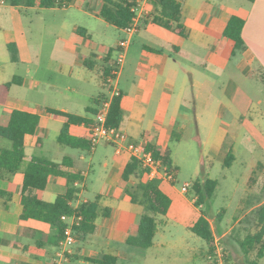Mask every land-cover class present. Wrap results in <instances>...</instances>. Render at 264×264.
<instances>
[{
    "label": "crops",
    "instance_id": "0c3cea01",
    "mask_svg": "<svg viewBox=\"0 0 264 264\" xmlns=\"http://www.w3.org/2000/svg\"><path fill=\"white\" fill-rule=\"evenodd\" d=\"M76 1L78 0H74L72 4L65 8L54 9L10 7L19 14L29 17L33 14H41L43 10L50 12L68 10ZM82 1L86 2L87 8L93 3L94 10L87 9V15L95 20L96 25L102 26V33L97 36L100 41L95 42V31L75 25V36L84 40L82 42L75 41V43L72 41L62 43L60 39H64V36L61 35V29L57 35V45L52 50L51 63L55 64V71H58L57 67H59L60 73L65 77H72L74 69H79L82 72L84 69L98 71L97 86L100 90L90 96L91 101L84 107L85 115L70 111L66 105L60 107L40 106L36 108L27 99L19 101V103L11 102L9 94L14 87L26 85L25 77L20 75L13 76L11 81L15 77H19L22 80L21 84L12 85L8 93L0 91V106H6V108L10 109V113L13 110H20L40 116L41 121L37 135L32 136L34 140L31 142H28L30 137L27 138V160L36 156L29 153V149L33 151L36 147L55 152L57 159L43 158L57 163H62L66 159L70 160L71 164L64 166L63 169L80 177V180L77 181L80 185L76 186L79 188L78 199L73 202L76 208L80 207L82 203L91 201L88 198H84V195L89 190V180L95 170V161H98L100 166L108 170L103 182L104 186L99 187L100 189H98L94 200H98L100 205V215L96 220L97 229L93 234H87L82 237L79 235L78 239L80 245L85 244L91 246L92 249L82 251L83 249L80 246L76 247L70 264L93 263L87 261L86 258H99L103 255L116 257L119 264H128L134 259H146L149 250L165 245L163 240H157L160 230L166 235L167 229L171 226H180L193 233L192 227L206 213L204 212L205 206L197 207V197H194L193 193L182 192V188L179 190L176 187V180L173 183L157 179L159 180L160 189L171 198L172 205L167 215L157 217V232L152 247L143 249L130 245L127 240L136 232L144 211L141 205L132 202L131 197L120 184L122 174L131 156L128 153L117 155L114 146L106 143H101L92 151L91 147L89 150H80L58 142L67 118L65 116H54L48 113L47 109L83 117L87 122L93 123L94 114L88 112V109L97 110L98 107L94 103L95 100L102 95H106L104 85L105 71L115 61L114 56L117 55L119 42L127 37L124 30L108 24L100 17L99 14L105 0ZM177 1L183 3L182 17L187 37H180L163 27L151 23V16L144 17L140 31L133 37L127 50L125 64L118 79L119 87L124 95L122 108L125 113L120 129L126 132L134 141H145L148 145L159 148H169V142L176 134H183L191 128L193 123L198 125L199 119L196 115L198 106L195 107L196 114H193L187 107V99L190 96L189 88H192L194 94L196 88H208V93H210V87L213 82L207 78L205 73L217 70L226 71L230 62L233 61L231 54L234 43L223 36V29L233 16H238L245 21L242 35L248 49L239 58L241 60L240 64L248 63V71L250 72L255 68L264 69V0L249 1L252 3V8L241 4L237 0ZM5 5L6 3L1 0L0 9ZM148 8L152 15V5L150 4ZM79 28L85 29L86 33H78L77 30ZM116 31L117 33L120 32V34H117ZM117 35L118 39L114 41V36L116 37ZM17 36V33L14 32L9 39L10 41H6L7 53L10 54L8 50L9 44H16L18 49L19 61L14 62L10 54L11 62L14 64H25L27 62L29 66L35 68L36 64L34 66V62L39 60V55L34 51L33 61L25 60L23 57L24 47ZM255 36L261 37L263 46L261 44H258L257 48L254 46ZM147 47L158 50V53L147 50ZM27 50L33 53L32 48ZM177 57L187 59L191 64L183 67ZM196 64L203 68L204 72L198 71L194 67ZM240 64L237 66L239 67ZM31 71L32 69L29 72ZM34 72H41L40 65L34 69ZM124 78L125 83H122ZM8 82L1 83L0 87ZM261 85L258 86L261 87L260 92L263 93L264 86ZM63 87L64 85H52L51 90L59 94H63L64 91H73L71 85L64 87L62 90ZM239 90V87H236L234 95L229 98V108L223 106V110L211 112L209 107L210 113L207 117V123H204L206 132L209 135L216 134L219 136L217 143L219 146L216 145L217 147L214 148L216 156H219L218 158L222 157L226 160L230 152L235 157V145L231 143L233 140L228 138L234 132L239 134V132L242 133L243 131L247 132L250 138H254L255 143L259 145L258 149L264 157V98L256 101L248 96L242 97ZM33 91L38 94L42 93L40 86L33 87ZM206 94L203 99L209 100L211 97H207ZM194 101L195 105H197L196 98ZM234 105L236 106L235 109H233ZM10 113L2 116H8ZM194 117L195 122L193 120ZM225 120L227 121L225 122ZM87 131H90V127H87V123L84 122L79 127L72 129V135L81 137ZM11 145L10 141L0 139V147L11 148ZM110 146L114 149L113 156L110 155ZM65 147L77 150V152H67V150H64ZM235 160L236 157L231 161L230 166L226 168H230ZM255 168L258 173L256 171L252 172L246 181L247 185L255 190V202H252L253 204L249 205L247 209H243L241 216L234 219L231 226H227L225 231H222L216 223L218 218L210 217V214L206 213L215 237H217L218 232L219 236L225 240V237L229 234L237 232L239 233L238 236L240 235L244 239L247 235L256 233L258 230L259 213L261 207L264 206V163L258 162ZM203 170L206 178H208L206 168L203 167ZM23 179L24 174L20 172L11 180L0 181L2 185L0 188L13 195V200L10 202L0 199V257L3 259L0 264H51L58 245L56 239L57 231L45 222L35 219H21ZM135 182V179L130 181L131 184ZM257 183H261V186H257ZM67 184L68 182L65 178L52 177L49 188L44 191H37L36 194L41 200L53 203L57 199L58 194L64 191ZM190 207L194 209V212ZM221 213L224 215L225 211L219 212V214ZM244 221H247V226L242 225ZM171 222L175 224L170 225ZM214 222L216 226H214ZM159 224H161L163 229H161ZM242 232L245 233L241 235L240 233ZM243 239L238 241L240 246V241ZM24 240H31L33 244L23 243ZM228 244L230 246L233 245L232 243ZM228 251L229 253L231 252L229 248ZM199 252L205 253L206 264H211L208 261L209 254L207 249L205 250L202 247ZM242 252L246 258L247 255H245L243 249ZM191 256L194 261L197 253L193 251Z\"/></svg>",
    "mask_w": 264,
    "mask_h": 264
},
{
    "label": "rangeland",
    "instance_id": "374dc122",
    "mask_svg": "<svg viewBox=\"0 0 264 264\" xmlns=\"http://www.w3.org/2000/svg\"><path fill=\"white\" fill-rule=\"evenodd\" d=\"M237 1L252 8V3L248 0ZM87 9L93 11V3L87 8L86 2L82 0L76 1L70 9L65 11L50 12L43 10L41 14H33L29 17L19 14L8 4L0 9V84L11 81L15 75L23 76L26 79L25 86L14 87L9 94L11 102L19 103V101L27 99L36 108L40 106L60 107L66 105L70 111L85 115L84 107L91 101L90 96L96 92L98 93L100 90L97 86L98 71L84 69L82 72L79 69H74L72 77H65L60 73L59 67H57L58 71H55V64L51 63V56L52 50L57 45V35L61 29V35L64 36V39H60L62 43H68V41L75 43V41L82 42L84 40L75 36V25L95 31L96 36L94 40L95 42L100 41V38H97V36L102 33V26L96 25L95 20L87 15ZM59 25L61 26L59 27ZM14 32L17 33V38H20L24 47L23 57L25 60L33 61V55L35 53L39 55V60H35L34 66L35 64L36 67L40 65L41 72L35 73L34 69L36 67L29 66L27 62L25 64H14L11 62L10 54L6 51V41L12 37ZM117 34H120V32ZM117 39L118 35L116 37L114 36V41ZM258 44H261V37L255 36L254 46L257 48ZM28 48H32L33 53L28 51ZM114 57V60H116L117 55ZM177 58L183 67L191 64L187 59ZM240 61L237 58L233 59L226 71L217 70L205 73L207 78L213 82V85L210 87V93H208V88H196L194 94L192 88H189L190 96L187 99V107L193 114H196L195 107L198 106V113L196 114L199 119L198 125L193 123L189 130H186L181 135L176 134L169 142V148L172 152V166L176 170V187L179 190L185 184H190L191 186L193 181L198 177L206 178L203 167L206 168L207 177L218 182L216 194L210 203L204 207V210L213 218H216L219 212L225 211L222 219L216 222L222 231H225L227 226H231L234 219L241 216L243 209H247L249 205L253 204L252 202H255V190L247 185L246 181L252 172L256 171L258 173V170L255 168L256 164L260 161L264 163L262 152L258 149L259 145L255 143L253 137L250 138L247 132L243 131L242 133L239 132V134H235L234 132V134L229 136L228 139L233 140L231 143L235 145L234 154L236 160L230 168L224 167L225 159L222 157L218 158L219 156H216L214 150L215 147L219 146L217 145L219 136L216 134L209 135L204 125V123H207V117L210 113L209 107L211 108V112H219L220 109L223 110V106L229 108V98L234 95L236 87H239L242 97L248 96L256 101L264 98V92L261 93V87L258 86L261 85L260 81H255L250 76L251 72L248 71V63L244 62L240 64ZM238 64H240L239 67L237 66ZM194 67L198 71L204 72L203 68L199 65L196 64ZM30 69H32L31 72H29ZM122 83H125V78L122 80ZM52 85H64V87L71 85L73 91H64L63 94H59L51 90ZM36 86H40L42 90L41 94L33 91V87ZM205 94L207 97H211L209 99L210 101L203 99ZM195 98L197 105H195ZM208 102L211 104L209 105ZM235 107L234 105L233 109ZM9 113L10 109L6 108V106H0V116ZM193 120L194 122L196 121L195 117ZM28 140V142H31L34 138L30 137ZM109 149L110 155L113 156V147L110 146ZM64 150L72 153L77 152V150L66 147ZM29 153L35 154L36 156L49 157L53 160L57 159L55 152H50L41 147H36L33 151L29 149ZM95 163L94 173H92L89 180V190L84 195V198H88L91 201L95 200L98 189L104 186L103 182L108 171L103 166H100L98 161H95ZM257 186H261V183H257ZM0 187H2L1 184ZM191 210L193 211L194 209L191 208ZM173 224L175 223H170V225ZM159 225L161 227V224ZM242 225L247 226V221H244ZM214 226H216L215 222ZM161 229L163 228L161 227ZM244 233L242 232L240 234L243 235ZM238 234L237 232L229 234L224 240L217 232V237L221 239L225 246L227 259L230 264H248L249 261L256 258V253H252L245 258L241 246L238 243L239 239L243 238L240 235L238 236ZM157 240H163L165 245L157 249L149 250L146 259H134V261L128 264H206L207 258H204L206 257L205 253L199 252L202 247L205 250L207 249L206 243L183 227L171 226L167 229L166 235L160 230L157 235ZM23 243L33 244L31 240H24ZM228 243H232L233 245L230 246ZM78 246L83 249L82 251L92 249L91 246L85 244L80 245L79 243L74 246V249ZM228 248L231 251L230 253ZM193 251L197 253L194 261L191 256ZM0 261H3L1 257ZM259 264H264V258L259 260Z\"/></svg>",
    "mask_w": 264,
    "mask_h": 264
},
{
    "label": "trees",
    "instance_id": "16d2710c",
    "mask_svg": "<svg viewBox=\"0 0 264 264\" xmlns=\"http://www.w3.org/2000/svg\"><path fill=\"white\" fill-rule=\"evenodd\" d=\"M9 6L22 8L38 7L41 9L65 8L72 4L74 0H3ZM137 0H105L100 11V17L108 24L124 30L127 28L133 18L131 11ZM254 2L255 0H248ZM152 15L151 23L163 27L180 37H187L186 28L183 23L182 9L183 3L177 0H154L151 2ZM245 21L233 16L223 29V36L234 43L231 59H239L246 51L247 45L244 41L242 32ZM78 33H86V30L79 28ZM149 51L158 53V50L146 48ZM8 50L14 62L19 61L18 49L16 44H9ZM113 52V50H112ZM111 65L106 69L105 76L110 74ZM250 76L255 81H260L264 86V69L255 68ZM22 80L15 77L11 82H8L0 87L4 93H8L9 89L14 84H21ZM1 93V92H0ZM4 95V94H3ZM106 95L100 96L95 100L96 107L99 106L102 99ZM124 95L113 100L112 108L108 117V125L115 128H120L124 120V110L122 101ZM48 113L54 116H65L67 118L64 124L58 142L62 145L80 149L89 150L91 147V132L87 131L81 137L72 135V129L79 127L84 122L87 127H91L93 123L83 117L72 114H66L58 110L47 109ZM88 112L94 115L98 112L89 108ZM41 118L37 114L28 113L20 110L11 111L10 115L0 118V139H5L11 142V148L0 147V181L11 180L16 174L23 172V186L21 190V219H35L51 225L56 231L57 242L63 237L67 223L62 221V216H73L75 214L83 216L81 226L77 228L80 237L93 234L96 229V220L100 215L99 201H88L82 203L76 208L70 203L78 199L79 188L75 183L80 180V177L66 172L63 167L70 165V160L66 159L62 163L54 162L50 159L33 156L27 160L26 142L28 137L36 136ZM148 149L152 151L154 158L161 161L162 164L168 167L170 173L175 179L176 170L172 166L170 148H159L153 145H148ZM233 153H229L224 167H229L231 161L234 160ZM52 177L65 178L68 182L64 191L58 194L57 199L53 203L41 200L36 192L44 191L51 185ZM135 179V183L130 181ZM174 183V181H172ZM121 186L126 193L131 197L134 204H139L144 208L141 215L139 225L134 234H132L127 243L143 249L152 247L154 238L157 232V217L167 215L171 205V198L165 194L159 187V180H149L147 170L144 169L141 163L132 158L126 165L122 178ZM218 182L209 178H197L190 186V193L197 197L196 206L201 207L210 203L214 198ZM0 199L8 202L13 200V195L0 188ZM204 212H206L204 210ZM223 217V214L217 216L218 221ZM192 232L201 238L207 245L208 254L215 249V234L208 216L203 214L192 227ZM241 247L245 255L249 256L256 253V258L249 261L248 264H259V260L264 258V206L261 207L259 213V224L256 233L247 235L240 241ZM1 244V239H0ZM87 261L95 264H119L116 257L111 255H103L99 258H86Z\"/></svg>",
    "mask_w": 264,
    "mask_h": 264
},
{
    "label": "built area",
    "instance_id": "2783aa9c",
    "mask_svg": "<svg viewBox=\"0 0 264 264\" xmlns=\"http://www.w3.org/2000/svg\"><path fill=\"white\" fill-rule=\"evenodd\" d=\"M152 1L154 0H137L131 9L133 13L132 22L124 29L127 37L119 42L117 59L111 64L110 74L104 77V85L107 90L106 97L100 102L98 112L94 115L93 124L90 127L91 150H95L101 143L110 144L114 146L117 155L128 153L132 158L137 159L142 167L147 170L149 180L163 179L172 182L175 179L168 167L154 158L145 141H134L122 129L108 125L113 100L122 95L118 79L125 64L127 50L133 37L140 31L143 18L151 16L148 6ZM79 185L80 183H75V186ZM189 187L190 184H185L182 187V192H188ZM70 204L73 205V203ZM61 219L67 223V227L63 237L58 241L51 264H70L74 246L78 243L80 235L77 228L81 226L83 216L77 214L73 216L63 215ZM208 261L211 264H230L225 246L218 237H215V249L208 255Z\"/></svg>",
    "mask_w": 264,
    "mask_h": 264
}]
</instances>
